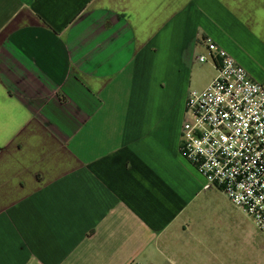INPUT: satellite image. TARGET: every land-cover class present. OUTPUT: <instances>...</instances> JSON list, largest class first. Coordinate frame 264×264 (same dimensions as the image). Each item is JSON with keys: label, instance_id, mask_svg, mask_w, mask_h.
Instances as JSON below:
<instances>
[{"label": "crops", "instance_id": "1", "mask_svg": "<svg viewBox=\"0 0 264 264\" xmlns=\"http://www.w3.org/2000/svg\"><path fill=\"white\" fill-rule=\"evenodd\" d=\"M206 36L264 85V0H0V264H247L179 154Z\"/></svg>", "mask_w": 264, "mask_h": 264}, {"label": "built area", "instance_id": "2", "mask_svg": "<svg viewBox=\"0 0 264 264\" xmlns=\"http://www.w3.org/2000/svg\"><path fill=\"white\" fill-rule=\"evenodd\" d=\"M215 77L189 90L179 154L229 201L253 218L264 234V85L256 82L222 47L202 38Z\"/></svg>", "mask_w": 264, "mask_h": 264}, {"label": "rangeland", "instance_id": "3", "mask_svg": "<svg viewBox=\"0 0 264 264\" xmlns=\"http://www.w3.org/2000/svg\"><path fill=\"white\" fill-rule=\"evenodd\" d=\"M243 224L240 229L239 226ZM235 235V242L232 245L237 247L236 261L247 264H264V234L257 228L252 217L244 215L243 223H238L236 230L230 229ZM243 253L240 255V252ZM215 261H219L215 259Z\"/></svg>", "mask_w": 264, "mask_h": 264}]
</instances>
